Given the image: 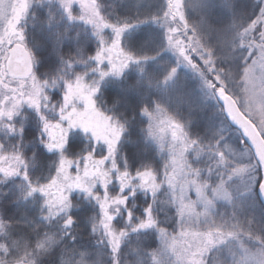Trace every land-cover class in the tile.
I'll use <instances>...</instances> for the list:
<instances>
[{"label":"trees","instance_id":"trees-1","mask_svg":"<svg viewBox=\"0 0 264 264\" xmlns=\"http://www.w3.org/2000/svg\"><path fill=\"white\" fill-rule=\"evenodd\" d=\"M91 1L110 24L135 26L124 35L121 47L134 57H148L139 59V65H130L121 75L104 79L97 95L101 110L120 127L114 154L120 171L131 175L161 173L163 155L148 136V120L143 114L157 105L166 108L189 131L192 128L190 136L198 141V147L217 145L221 151L224 141L236 143L237 134L232 132L236 128L207 101L201 81L167 52L166 33L156 23L167 11V0ZM262 4V0H183L188 26L215 69H222L225 79L233 84L241 77L245 54L241 44L248 39L244 31L258 19ZM75 17L74 12L66 11L62 0H34L25 25L27 42L36 59L35 71L41 80L58 83V90L53 92L56 97L66 81L78 75L89 77L96 66L98 34ZM172 68L177 71L170 75ZM187 89L192 90L193 99ZM39 121L37 113L25 109L17 119L20 132H7L1 137L4 149L17 153L26 168L24 175L0 182V261L154 264L153 254L160 246L156 227L171 233L179 228L167 188L162 187L155 196L149 194V203L143 196L126 199L122 213L111 222L120 233L126 231L116 261L102 226L100 229V210L91 199L73 197L69 213L72 226L68 228L63 217L48 216L44 194L32 189L53 180L61 163L59 153L50 152L43 144ZM90 153L102 157L105 148L88 135L71 133L64 156L78 159ZM150 203L156 227L131 231L145 220V208ZM224 209L236 229L264 242V206L257 190L245 196L237 194L231 206Z\"/></svg>","mask_w":264,"mask_h":264},{"label":"rangeland","instance_id":"rangeland-1","mask_svg":"<svg viewBox=\"0 0 264 264\" xmlns=\"http://www.w3.org/2000/svg\"><path fill=\"white\" fill-rule=\"evenodd\" d=\"M33 1L0 0V182L25 173V162L17 153L4 149L1 137L7 132H20L17 119L21 112L29 109L39 117L42 141L47 150L59 153L61 160L65 161L63 166L60 163L53 180L32 189L44 194L48 216H61L64 222L70 217L74 196L91 199L100 210V229L102 226L116 261L126 231L120 233L111 222L122 213L126 199L134 200L136 195L144 197L143 201L149 203V194L154 195L162 187H166L168 198L178 214L179 228L171 233L156 227L151 203L145 208L144 221L149 219L147 210L150 209L153 223L147 226H155L160 234V246L153 254L154 264H264V242L236 229L224 209L225 206H231L237 194L245 196L256 191L263 181L261 165L244 142L241 133L236 129L232 130L237 134L236 143L224 141L221 151L217 149V145L198 147V141L190 136L192 128L189 131L166 108L157 105L143 114L148 120V136L163 155L161 173L154 175L153 171H144L142 173L149 175L141 176V173L131 175L120 171L114 163L120 127L101 110L97 95L102 81L117 75L110 69L112 64L119 65L123 60L124 53L127 52L121 47L122 39L135 26L121 32L120 45L111 52L105 51L103 60L94 58L96 66L89 77L78 75L75 79L66 81L60 95L56 97L53 92L58 90V83L39 78L35 71L36 59L27 42L25 25ZM262 1L260 16L244 31V36H248V39L246 44H241L245 51L241 77L234 84L229 78L225 79L222 69H215L210 55L203 51L195 32L185 19L183 0H179L178 4L176 0H167L165 15L156 21L166 33L167 52L178 65L201 81L207 101L224 114L217 95L218 88H224L225 94L236 101L241 112L257 127L260 134L264 131V0ZM62 4L67 12L76 14L75 20L90 25L97 32L100 41L98 51L101 48L107 49L116 39L115 30L109 26L112 24L104 19L91 0H62ZM74 8L76 12L73 11ZM15 44H23L33 57L34 73L28 77H11L7 73L9 49ZM141 62L142 60L128 61L119 75L130 65H139ZM101 72H107V75L101 76ZM217 77L220 79L217 80ZM78 78L83 85V95H87L92 87H98V91L92 93L94 106L85 116L91 125L87 131L79 124L70 127L67 119V113L73 106L79 111L86 108L85 101L76 96L71 103H65L67 85H76ZM187 92L193 99L192 90L187 89ZM32 99L38 101V107L31 102ZM45 123L50 126L58 124L59 127L46 129ZM113 129L119 130V136L109 153L107 141L113 138ZM50 131L55 139L49 135ZM74 132L88 135L96 144L103 145L105 155L97 157L92 153L91 156L87 154L78 159L66 158L64 149L70 134ZM65 135L67 143L62 148L47 147L48 143H56ZM220 152L224 153L223 160ZM77 182L84 187H75ZM88 188H91V192ZM118 198L126 199L121 203ZM101 201L107 202L110 219L105 217ZM142 228L144 227H136L131 231ZM0 264L7 262L0 261ZM16 264L33 263L23 261Z\"/></svg>","mask_w":264,"mask_h":264},{"label":"snow or ice","instance_id":"snow-or-ice-1","mask_svg":"<svg viewBox=\"0 0 264 264\" xmlns=\"http://www.w3.org/2000/svg\"><path fill=\"white\" fill-rule=\"evenodd\" d=\"M170 2H171V0H170ZM176 3L178 4L179 0H176ZM97 15H98V13H97ZM109 26L112 27L115 30L116 39L112 42V44L107 49L101 48V50L96 53L95 59H97V60H103L105 58V56H104V52L105 51L111 52V51L115 50L120 45L121 32L125 28L130 27L127 24H125V25H123L121 27H117L115 25H109ZM180 51L183 52V49H181ZM139 59H148V57H142V58L141 57H134L131 53H124V58L121 61V63L119 65L112 64V68L110 70L111 71H115V73L117 75H119L123 71V69L127 66L128 61H130V60L139 61ZM176 71H177L176 68H172L171 72H170V75L176 73ZM105 75H107V72H101V76H105ZM216 79L219 80L220 78L217 77ZM67 88H68V91L65 93V103L66 104L67 103H71L74 96H76V97H78L80 99H83L85 101V104H86V108L84 110H82V111H79L75 106H73L72 110L67 113V119L69 120V126L70 127H75L77 124H79L81 127L84 128L85 131H87L88 128L91 125H90V122L87 119H85V116L87 115L88 110L92 109L93 106H94V101L92 99V93L97 92L98 91V87H92L87 95H83L82 92H81V89L83 88V85L80 83L79 78H78L76 85H73V84L69 83L67 85ZM218 91L220 92L221 95L225 94V89L224 88H218ZM225 98L227 99V97H225ZM31 102L33 104H37V107H38V101L37 100L32 99ZM145 111H146V109H145ZM61 113L63 115V109H61ZM74 114H75V119H73V115ZM50 127H59V125L57 124L55 126H50L48 123H45V128L46 129H48ZM65 133H66V130H65ZM94 134H96V133L94 132ZM49 135L53 136V139H55V136H54L53 132L50 131ZM118 136H119V130L113 129V138L111 140L107 141L108 142L109 153L112 152L113 145L115 144V141L118 138ZM261 136H264V131L261 132ZM97 138H100L99 135H97ZM104 138L107 139L106 137H104ZM65 143H67L66 135L62 136L60 138V140L58 142H56V143H48L47 147L49 149L62 148ZM219 155L221 157V160H223L224 159V153L220 152ZM89 156H91V153L89 154ZM260 159H261L262 162H264V152H261ZM102 161H103V158H101V162ZM64 163H65V161L62 159L61 160V165L63 166ZM122 175H126V174H122ZM140 175L141 176H147V175H149V173H141ZM74 186L75 187H84V185L80 184L79 182H77ZM260 189H261L262 194H264V181L260 182ZM88 191L91 192V188H88ZM65 199H67V197H65ZM118 199H120V202L123 203L126 198H118ZM101 207L104 209L105 217H108L107 202L106 201H101ZM147 211L149 212V219L147 221L142 222L140 225H138V227H145L148 224L153 223V221L151 219V216H150V209H148ZM108 218L110 219V217H108ZM67 222L71 223V217H69V220Z\"/></svg>","mask_w":264,"mask_h":264},{"label":"water","instance_id":"water-1","mask_svg":"<svg viewBox=\"0 0 264 264\" xmlns=\"http://www.w3.org/2000/svg\"><path fill=\"white\" fill-rule=\"evenodd\" d=\"M7 73L11 77H27L33 73L34 62L28 49L23 44H15L9 49V58L6 64ZM219 102L222 104L225 114L229 122L237 127L246 143L252 148L256 160L263 168L264 176V162L261 161V152H264V138L256 129L255 125L241 112L236 101L229 95H221L217 93ZM227 97V99L225 98ZM258 195L262 205L264 206V194H262L260 185L258 187ZM69 218L67 219V221ZM65 222L67 227L72 226L71 223Z\"/></svg>","mask_w":264,"mask_h":264}]
</instances>
